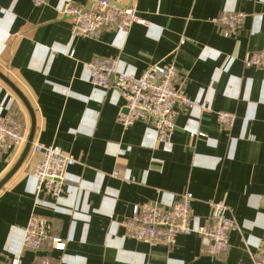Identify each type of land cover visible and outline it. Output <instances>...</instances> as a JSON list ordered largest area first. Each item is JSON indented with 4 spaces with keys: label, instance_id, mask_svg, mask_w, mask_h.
Listing matches in <instances>:
<instances>
[{
    "label": "crops",
    "instance_id": "obj_1",
    "mask_svg": "<svg viewBox=\"0 0 264 264\" xmlns=\"http://www.w3.org/2000/svg\"><path fill=\"white\" fill-rule=\"evenodd\" d=\"M63 1L0 0V71L33 109V142L59 145L77 160L60 198L38 193L32 171L39 156L31 146L0 189V264L23 250V229L34 212L51 220L53 237L65 247L43 242L38 251H24L23 264H32L37 252L54 264H256L264 244V67L244 60L264 49V0H119L133 4L147 24H133L125 36L105 29L95 38L71 36L72 19L58 9ZM235 11L247 16L236 36H226L212 18ZM106 56L137 76L174 61L177 87L210 111L180 108L169 146L157 142L146 122L124 129L120 92L98 91L86 80V62ZM228 56L235 60L225 69ZM220 110L236 114L231 128L218 120ZM0 111L24 117L30 137V108L2 78ZM23 150L0 151V181ZM116 168L126 177L113 176ZM187 191L194 195L193 225L209 221L211 202L229 206L240 229L227 251L204 253L198 233L179 235L172 246L127 234L122 223L136 204L166 205Z\"/></svg>",
    "mask_w": 264,
    "mask_h": 264
},
{
    "label": "built area",
    "instance_id": "obj_2",
    "mask_svg": "<svg viewBox=\"0 0 264 264\" xmlns=\"http://www.w3.org/2000/svg\"><path fill=\"white\" fill-rule=\"evenodd\" d=\"M36 6H43L47 0H33ZM59 12L72 19L71 36L81 38L99 37L105 29L115 28L122 35H127L135 23L147 24L137 14L133 4H119V0H90L89 4L78 5L73 0H64L58 7ZM247 14L243 11L225 12L212 21L220 26L226 36H236ZM181 42H186L182 37ZM75 55V50L69 52ZM235 60L228 56L225 69ZM247 67H264V49L249 53L244 60ZM86 80L98 91L105 92L113 87L125 99L127 111L118 114V120L124 129L138 121L146 122L155 134L157 142L169 146L176 131L175 119L180 108L192 109L201 113L210 108L191 99L185 90L177 87L178 69L174 61L155 63L140 76L129 70L121 60L114 57H97L85 64ZM218 120L231 128L236 121V114L220 110ZM27 120L17 114H3L0 111V151L15 149L21 152L27 142ZM197 133V132H196ZM199 135H204L198 132ZM33 151L39 156L32 176L36 179V191L61 197L63 186L68 180V168L77 160L61 146L33 143ZM113 176L126 177L120 168ZM194 195L187 191L169 204L158 205L155 202L136 204L131 217L122 225L131 237L138 241L156 246L173 245L179 235L198 233L202 238L203 252L217 256L230 247V235L239 230L236 218L224 202H211L209 221L204 225L192 224V202ZM51 220L34 212L23 229V250L14 253L10 264H23L24 251L41 249L43 242H51L58 249H64L65 242L60 237H53ZM38 253V252H37ZM256 264H264V244L255 256ZM32 264H54L46 255H37Z\"/></svg>",
    "mask_w": 264,
    "mask_h": 264
},
{
    "label": "water",
    "instance_id": "obj_3",
    "mask_svg": "<svg viewBox=\"0 0 264 264\" xmlns=\"http://www.w3.org/2000/svg\"><path fill=\"white\" fill-rule=\"evenodd\" d=\"M0 78H2L4 81H6L20 96L21 98L26 102L28 108H30V112L32 114V118H33V128L31 131V135L28 138V142L23 150V153L20 157V159L18 160V162L16 163V165L12 168V170L0 181V189L8 182V180L11 178V176L18 170V168L21 166L22 162L24 161V159L26 158V155L28 153V151L30 150L33 140H34V134H35V128H36V124H35V115L33 112V109L29 103V101L26 99L25 95L23 94V92L21 91V89L7 76L5 75L2 71H0Z\"/></svg>",
    "mask_w": 264,
    "mask_h": 264
},
{
    "label": "trees",
    "instance_id": "obj_4",
    "mask_svg": "<svg viewBox=\"0 0 264 264\" xmlns=\"http://www.w3.org/2000/svg\"><path fill=\"white\" fill-rule=\"evenodd\" d=\"M42 215H44V214H42ZM45 216H46V215H45ZM44 244H45V243H44ZM33 253H34V252H33ZM37 255H42V256H43V254H41V253H39V252L37 253ZM35 257H36V254H35ZM35 257H34V258H35Z\"/></svg>",
    "mask_w": 264,
    "mask_h": 264
},
{
    "label": "bare ground",
    "instance_id": "obj_5",
    "mask_svg": "<svg viewBox=\"0 0 264 264\" xmlns=\"http://www.w3.org/2000/svg\"><path fill=\"white\" fill-rule=\"evenodd\" d=\"M137 14H138V12H137ZM27 142H28V138H27ZM27 142H26V144H27ZM33 143H34V142H33ZM33 143H32V144H33ZM32 146H33V145H32Z\"/></svg>",
    "mask_w": 264,
    "mask_h": 264
}]
</instances>
